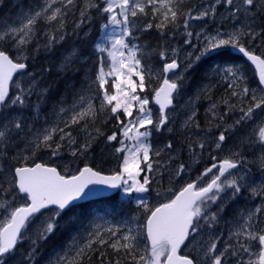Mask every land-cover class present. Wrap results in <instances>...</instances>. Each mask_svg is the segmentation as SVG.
<instances>
[{
    "label": "snow or ice",
    "instance_id": "snow-or-ice-1",
    "mask_svg": "<svg viewBox=\"0 0 264 264\" xmlns=\"http://www.w3.org/2000/svg\"><path fill=\"white\" fill-rule=\"evenodd\" d=\"M94 13L104 15L106 33L119 29V35L110 37V45L94 44L95 71L85 70L79 87L72 84L70 103L62 97L45 114L47 69L32 73L30 64L63 45ZM194 21L201 22L199 30ZM152 30L168 39L183 36V44L198 54L181 56L178 48L162 44L154 50L161 66L153 69L147 46L135 43L137 33ZM225 48L246 57L256 81L250 83L240 65L217 66L209 73L215 83L210 80L189 98L181 147L196 163L211 149L213 161L192 179L191 164L181 162L179 152L173 155L172 139L159 147L151 138L174 132L184 72ZM86 59L73 47L63 67L79 72L74 65ZM217 84L225 85L219 101L212 97ZM202 96L212 101L206 129L195 107ZM112 121L115 130L102 131ZM213 130L218 135H209ZM100 143L118 160L110 174L86 163ZM226 149L222 158L214 154ZM246 150L253 152L251 160ZM65 154L71 159L60 165ZM76 161L84 166L73 167ZM250 164L264 170V0H37L16 21H0V264H37L41 242L59 221L82 199L106 194L104 188L136 194L143 219L96 223L47 264H264V184L247 182L242 170ZM166 177L182 186L161 191ZM153 191L161 198L154 207L145 196ZM245 192L261 203L233 209ZM221 224L228 226L226 234L216 230ZM25 242L29 246L21 251Z\"/></svg>",
    "mask_w": 264,
    "mask_h": 264
},
{
    "label": "rangeland",
    "instance_id": "rangeland-1",
    "mask_svg": "<svg viewBox=\"0 0 264 264\" xmlns=\"http://www.w3.org/2000/svg\"><path fill=\"white\" fill-rule=\"evenodd\" d=\"M36 2H37V0H6L0 6V21H6L8 23H12V22L16 21L25 12H27L31 8V6L33 4H35ZM195 2H197V0H193L192 3H195ZM96 15H98V14L94 13L93 17H95ZM95 22L96 21H94L93 24H95ZM200 23L201 22H195L194 21L193 22V28L196 30H199ZM71 26H72L71 22H69L68 27L71 28ZM214 27L215 26L211 23L207 24V30L208 31H212ZM221 30H224V29L222 28ZM89 32H91L90 31V23H87L84 26H82L81 29L77 30L76 34H72V37H74L73 39H70L68 37L67 41L69 40V45L72 47H70L63 54V56H61V58L59 59L58 63L60 66L57 67V70H60L59 67H61L62 69L64 68L63 67L64 56L69 51H71V49L73 47H75L76 49L79 50V46H78L79 43H82L83 46L86 43H90V48L92 49L93 53H95L96 52L95 48H94L95 43H104V44L110 45V37L119 35V29H116L115 31H113V29L110 28L106 33L101 28L100 34L99 35L97 34L98 36L95 37V39H93L92 42H90ZM76 38H80V39H78L76 41ZM183 39L184 38L181 35H177L175 38H172V39L164 38L163 45H170L171 47L178 48L180 50L181 56H183V53L186 51L192 52L193 55L198 54V50H194L190 46L183 44ZM135 43H139L138 40L135 41ZM256 43L259 44V40L256 41ZM65 50H62V51H65ZM38 56H43L44 58H46V56L44 54H38L36 57H38ZM236 57L237 56L234 55L233 52L231 51V48L220 49V50H217L216 52H212V53L208 54L207 56L203 57L199 62H195L191 68H189L186 72H184V76L186 77V84H185L184 91L177 98V100L179 101V104L176 107V111L174 114L175 115V123L172 125L174 128L175 134L174 133H168V132H164L162 134L161 133H154L152 138H151L153 146H159V147H162L165 143H167L169 141V139H172V141L174 143V148L176 149V151L173 152V155L175 156L176 152H179V160L180 161L182 160L181 162H183L185 164H190V163L192 164L191 165V166H193L192 171H191V178L192 179H194L196 175H199V173L202 172L205 167H208L211 163H213V161L211 159V156L208 154V152L211 151V149H209L208 151H206L204 153V155L200 158L199 163H196L195 161H192V160L190 161V157L188 155V152L185 151V149H183L181 147L185 143V137L182 133H185L187 131V129L183 128V123L187 119V115L185 114L187 111L186 105L188 103L189 98L192 97L196 92H198L199 88L202 85L207 84L210 80L213 83H215L216 78L209 75V73L211 72V70L214 67H217V66L240 65L243 67V69H244V71H245V73L249 79V82L254 84L256 81V77L254 76L255 73H254L253 69L251 68L252 66L249 64L246 65L245 62L237 59ZM148 61L153 66V69H159L158 67H160L161 63H162L159 58H156L153 60H148ZM191 69L192 70L194 69V70L192 71ZM155 77H156V73L154 72L153 79H155ZM195 77H196V79H195ZM208 78L210 79L209 81L206 80ZM27 79H28L27 75L22 77L23 81H26ZM217 85L213 89H215L216 87H219L217 89V90H219V94H217L215 96V99H214L213 91H212V97H213V100L219 101L220 97L224 94L225 86L223 84L222 85L217 84ZM79 86H80V83L77 84V87H79ZM153 86H155V84ZM220 86H222V87H220ZM150 99H151V97H150ZM198 102H199V100L196 101V104H195V107L199 110L197 113V119L199 121V124L202 125V126H200L201 129H206L207 127H209V125L206 123L207 119H206L205 114L207 113V109L209 108L212 101H210L209 99L204 97V102H203L204 106L198 105ZM174 103H176V101H174ZM150 107H153L155 109L156 106L154 104H150ZM220 107H221L220 108L221 110H224V108H222V107H224L223 105H220ZM200 111H201V114H200ZM201 121H203V122H201ZM112 123H114V121L109 123L108 128H110L112 126ZM205 125H207V126H205ZM112 129H114V128L112 127ZM112 129H109L110 133L104 129L102 131H104L108 134H111V132L114 131ZM176 130H178V131H176ZM171 134L174 135L175 138ZM212 135H218V130H213ZM235 143H236L235 140L229 141V147H233L235 145ZM96 148L99 150L100 149L99 145L96 146ZM183 152L184 153L186 152L187 154L186 153L183 154ZM226 152H227V149L224 152H217L214 154L217 155V157L219 159V158H222L224 155H226ZM246 155L251 160L253 157V152H249L246 150ZM101 157L106 159V163L110 168V171L105 172V173H111L112 170H114L118 167V160L114 156L111 155V149L105 148L103 143H102ZM45 159L47 160L46 156H45ZM70 159L71 158L67 154H65L64 159L58 161V163H62L64 165ZM253 166L256 167L257 170H259V172H257V173L251 172L250 170L253 169ZM242 171L247 172V182L249 184H252V185L257 186V187L264 184V172L261 173L262 170L259 169L258 166L248 165V168L243 169ZM182 179L185 182H187L189 177H183ZM163 185L165 187L163 186L161 191H163L164 189H167L168 187L178 189L179 187L182 186L180 180H174L171 184H169L167 177L163 181ZM145 196H146V199L149 201L150 206H153V207L156 204H158V202L161 200L160 197H157L155 191L151 192L150 194H145ZM118 198L121 201L133 200L136 203V194H133L132 196H128V195L123 193L122 189L120 190ZM111 202L112 201H110V200L106 201V205H105V209H104L105 211L100 210V208H98L96 205H94V207L90 206L89 208L77 207L74 210V212L70 213L67 216H64V218L59 221V226H58L57 231L48 240L41 242V246L38 250L39 256L37 257V264H47L48 258L56 250L67 245L68 243H70L72 237H76L77 239H79L81 237L86 238L87 232L89 230H91V228L94 227V225L96 223H104L105 221H107L108 223H112L110 218H109L110 214L111 215L114 214V212H112V209H111V207L113 206L112 205L113 203H111ZM95 203H97L99 205L98 202H95ZM260 203H261L260 198L251 197L248 192H245L241 196L237 197V199L233 202L232 208L233 209L252 208L253 206L259 205ZM95 210H97V211H95ZM115 213L118 214L116 211H115ZM230 218H231V214H229V219ZM38 224H39V221H36L35 225H38ZM35 225L30 226V229H31L30 235L32 234V232L35 231ZM75 228H77V229H75ZM216 230L217 231H223L226 234L227 230H228V226L226 224H221ZM71 231H73V232H71ZM28 246H29L28 243L25 242V244L21 248V251H26ZM18 258H19V253H18Z\"/></svg>",
    "mask_w": 264,
    "mask_h": 264
},
{
    "label": "trees",
    "instance_id": "trees-1",
    "mask_svg": "<svg viewBox=\"0 0 264 264\" xmlns=\"http://www.w3.org/2000/svg\"><path fill=\"white\" fill-rule=\"evenodd\" d=\"M6 0H0V6L5 2ZM188 3H192L193 0H187ZM95 22V24H93ZM105 23V17L102 14H98L95 17H93L92 21L90 22V31L89 32V38L90 42H92L95 37H97L100 34L101 31V25ZM98 34V35H97ZM139 36V43H142L146 45L145 51L148 53L147 59L153 60L158 58V56L155 54L154 50H157L160 45L163 44L164 38L160 36L158 32L155 30H152L150 32H139L137 34ZM70 39H73L72 34L69 35ZM80 38H76V41ZM79 51L82 54H85L87 59L84 60L82 63L75 64L74 67L80 69L79 72H72L68 71L65 68H60V70H57V67L59 66V59L63 54L72 46L69 45V40L65 41L63 45L57 46V48L51 52V53H44L41 52L40 54H44L46 58L43 56L35 57V59L31 62L30 67L28 69L29 72L32 73H39L41 69H47L45 76H44V86L49 88L47 103L43 105L42 111L47 114L48 112H51L52 106L59 101L62 97H67L69 100V103L71 102V93H72V84H75L77 87L78 83H81L84 76L83 72L87 70V72L91 73L95 71V62L97 58L96 52L93 53L92 49L90 48V43H86L84 46L82 43L78 44ZM66 49V50H65ZM65 50V51H62ZM77 79V80H76ZM35 99V97H33ZM48 110V111H47ZM47 112V113H46ZM109 124L107 126H104L102 130H107V132L110 133L109 129H112V126L108 128ZM115 130V129H112ZM100 149L96 150L90 154L88 160L86 163L93 164L99 166L101 169L104 170V172L110 171L109 166L106 163V159L101 157L102 154V143L99 144ZM60 165H63L62 163H59ZM82 167L84 166L83 163L80 161H76L73 167ZM119 194H114L112 196H109L107 198H100L96 200L87 201L84 203L79 204L78 207L80 208H89L90 206L94 207L96 205L100 210L105 211V205L106 201L110 200L113 203L111 209L112 212H114L113 215L110 214V220L113 224H120L124 220H128L133 215H140L141 219H143V209L138 208L137 204L133 200H124L121 201L118 198ZM95 202H98L99 205ZM161 200L158 202L160 203ZM115 211L118 213L116 214ZM95 260V259H94ZM98 264V261L96 262Z\"/></svg>",
    "mask_w": 264,
    "mask_h": 264
},
{
    "label": "bare ground",
    "instance_id": "bare-ground-1",
    "mask_svg": "<svg viewBox=\"0 0 264 264\" xmlns=\"http://www.w3.org/2000/svg\"><path fill=\"white\" fill-rule=\"evenodd\" d=\"M11 3V2H10ZM9 3V4H10ZM11 6V5H10ZM172 41V40H171ZM258 41V40H257ZM165 43V42H164ZM167 44V43H166ZM219 57V56H218ZM226 57V56H225ZM222 59V58H221ZM227 60V59H226ZM237 60V59H236ZM225 61V60H224ZM228 61V60H227ZM226 61V62H227ZM230 61V60H229ZM233 61V60H232ZM236 62V61H235ZM241 62V61H240ZM236 64V63H235ZM243 64V63H242ZM60 66V65H59ZM153 67V66H152ZM159 68V67H158ZM192 70V69H191ZM194 70V69H193ZM192 70V71H193ZM35 73V72H34ZM192 75V74H191ZM194 76V75H193ZM190 78V77H189ZM195 79H196V77H195ZM77 80V79H76ZM196 84V83H195ZM222 85V84H221ZM218 86V85H217ZM225 86V85H224ZM220 87H222V86H220ZM217 89L219 88V87H216ZM213 95H214V91H213ZM214 97V96H213ZM202 98V97H201ZM34 99V98H33ZM204 100V99H203ZM218 101V100H217ZM210 103V102H209ZM203 104V103H202ZM221 108V107H220ZM48 111V110H47ZM47 113V112H46ZM49 113V112H48ZM200 114H201V111H200ZM203 115V114H202ZM201 115V116H202ZM206 115V114H205ZM204 115V116H205ZM200 116V115H199ZM200 118V117H199ZM206 120V119H205ZM204 121V120H203ZM203 121H201V122H203ZM207 123V122H206ZM205 123V124H206ZM203 124V123H202ZM200 126H202V125H200ZM205 126H207V125H205ZM176 132V131H175ZM174 133V132H173ZM175 134V133H174ZM172 135V134H171ZM172 136H174V135H172ZM182 136V135H181ZM169 137V136H168ZM177 137V136H176ZM180 137V136H179ZM174 138H175V136H174ZM161 140V139H160ZM164 140V139H163ZM177 140V139H176ZM161 143V142H160ZM180 145V144H179ZM234 145V144H233ZM181 148V147H180ZM179 149V148H178ZM180 151V150H179ZM186 151V150H185ZM186 153V152H185ZM184 152H183V154H185ZM187 154V153H186ZM189 155V154H188ZM186 157V156H185ZM183 158V157H182ZM188 158V157H187ZM186 159V158H185ZM111 160V159H110ZM188 160V159H187ZM182 161V160H181ZM189 161V160H188ZM191 161V160H190ZM186 162V161H185ZM189 163V162H188ZM193 163V162H192ZM191 164V163H190ZM192 165V164H191ZM251 165V164H250ZM193 167V166H192ZM194 169V168H193ZM251 172H254V173H257V172H259V170H257V168L256 167H254L253 166V169L252 170H250ZM166 182V181H165ZM167 183V182H166ZM164 186V185H163ZM165 187V186H164ZM95 211H97V210H95ZM93 212V211H92ZM96 213V212H95ZM88 214V213H87ZM75 229H77V228H75ZM70 230V229H69ZM74 230V229H73ZM75 231V230H74ZM71 232H73V231H71Z\"/></svg>",
    "mask_w": 264,
    "mask_h": 264
},
{
    "label": "water",
    "instance_id": "water-1",
    "mask_svg": "<svg viewBox=\"0 0 264 264\" xmlns=\"http://www.w3.org/2000/svg\"><path fill=\"white\" fill-rule=\"evenodd\" d=\"M238 52V51H236ZM240 53V52H238ZM246 58V57H245ZM14 79H15V76H14ZM103 191L106 193L104 195H97V196H93V197H90V198H87V199H82L81 201H79V203H82V202H86V201H89L91 199H96V198H100V197H107L109 195H112L116 192L119 191V189H110V188H104Z\"/></svg>",
    "mask_w": 264,
    "mask_h": 264
},
{
    "label": "flooded vegetation",
    "instance_id": "flooded-vegetation-1",
    "mask_svg": "<svg viewBox=\"0 0 264 264\" xmlns=\"http://www.w3.org/2000/svg\"><path fill=\"white\" fill-rule=\"evenodd\" d=\"M246 65H248V64H246ZM255 76V75H254ZM202 79V78H201ZM207 81H209L210 79L208 78V79H206ZM213 91H214V99H215V96L217 95V94H219V90H217V88H215V89H213ZM204 97L202 96V98H200L199 99V102H198V105H202V106H204L202 103L204 102ZM222 108H224V107H222ZM209 135H212V133H210ZM212 164V163H211ZM211 164L208 166V167H210L211 166Z\"/></svg>",
    "mask_w": 264,
    "mask_h": 264
}]
</instances>
